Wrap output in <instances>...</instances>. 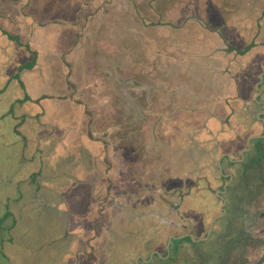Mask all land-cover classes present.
I'll return each mask as SVG.
<instances>
[{
	"label": "crops",
	"instance_id": "crops-1",
	"mask_svg": "<svg viewBox=\"0 0 264 264\" xmlns=\"http://www.w3.org/2000/svg\"><path fill=\"white\" fill-rule=\"evenodd\" d=\"M167 1L173 6L169 14L177 13V0ZM194 1L200 10L204 9L203 5L212 1L214 3L210 4L215 12L216 7H221V4L226 7L225 18L216 19L218 23L224 22L214 31L217 34L212 36V45L206 51H201L198 47V51L194 53L189 43L196 32L193 25L186 23L180 30L185 43L174 46L173 51L166 49L164 62H168L169 69L164 68L163 73H168L169 76L151 78L152 83L157 81L159 87L153 86L148 90L145 104L142 96L136 92L129 95L123 85L127 86L128 81L133 83L135 79V90H138L148 84L149 73L146 68L154 70L161 66H155L152 61L150 66L137 61L135 77L130 76L134 72L127 70V76L122 75L124 83H121L119 91L110 95L106 93V96L111 97V103L108 102L105 109L107 118L115 119L109 124L108 139L91 137V121L86 115L91 113H86L89 111L85 106L76 102L77 93L64 92L68 89L65 88L68 86L67 80L47 78L40 80L38 85L37 75L30 76L31 73L36 74L34 71L24 72L29 96L41 101L36 104L38 108L36 107L37 112L33 115L34 119H30L31 126H18L17 130L22 135L19 142L28 140L29 136L34 141V145L30 143L32 154H35L34 150L39 152L43 164L47 165L45 171L41 169L36 174L38 179L41 181L45 175V189L62 197L63 201L56 208L68 221L70 233L82 234L79 238L82 241L81 249L77 255L67 254L63 259L64 264L68 260L71 264H141V261L152 264L156 256L168 254V258L176 262L174 264H194L190 262L192 248L191 241L187 239L193 238L195 243L204 242L199 235L205 231L208 221L210 226L207 236L210 235L216 242H221L223 238L227 240L222 241L227 244L222 261L235 260L230 250L236 260L245 257L247 264L254 260L251 259L253 249H245L247 243L244 236L245 232L256 229L257 226L253 223L256 222L257 214L264 213V121L258 120L259 117L264 119V113L257 105H249L247 111L250 110L252 118L248 117L249 125L246 124L240 134H244L245 139H241L239 134L237 138L232 129L219 139L218 136L223 133L221 131L227 123L226 118H232L230 122L233 123L234 117L241 115L244 97L239 94L240 88L234 87L232 75L242 64L248 63L249 55L252 58L259 53L261 69L264 67V0ZM15 4L16 0H0V44L4 42L2 31L12 33V30L14 32L22 25L31 38L34 36L32 44L39 42L35 48L39 54L35 71L46 66L49 71H45V74H54L50 67L55 66L50 62V66L43 63L40 46L48 44L51 26L57 35L56 43L65 45L70 38L68 31L73 30L67 26H75V32L78 26L84 27L82 8L68 13L70 6H75L74 0H21V7L13 8ZM187 7L188 5L184 7V11ZM179 10L180 14H185L182 8ZM233 16L237 21L235 36L230 31L231 24L235 23ZM188 17L186 15V21ZM10 18L12 23L6 25L4 19ZM139 19L143 20L144 16L140 15ZM20 29L16 34L25 39L26 36ZM206 31L213 33V30ZM243 36L245 39L251 38L252 45H244ZM26 38L25 40H29ZM235 41L243 44L242 47H238ZM249 46L250 50L242 54ZM178 48L184 50H180L183 58L179 59L182 63H174L170 58ZM206 52L216 54L212 63L210 60L207 62V68L201 57ZM235 52L244 57L240 63L233 62ZM229 55L230 70L226 72L223 65L219 67L217 62L222 56L228 60ZM196 61H199L198 64ZM254 62L253 59L249 61L250 67ZM177 65L185 71L182 79L184 83H179L176 76H172L171 68L175 69L172 66ZM140 69H146L147 76H144V71L139 72ZM232 70L234 72L231 73ZM250 71L249 76L255 82L258 70ZM50 80L53 88L47 90L42 83ZM59 81H62V87L57 90L54 87ZM209 84L212 86L210 90L207 88ZM161 85H164L163 89ZM181 85L188 87L181 88ZM199 85H206V89L203 91V87ZM260 87L261 98H264V78ZM47 101L55 103L56 111L54 107H49ZM260 101L264 110V99ZM39 106L43 109L40 110ZM60 109L61 115L58 116ZM39 112L40 115L35 116ZM129 116L132 119L126 125L124 118ZM190 117L198 118V129L190 124ZM233 126H237L236 123ZM203 130L205 131L202 132ZM195 134H199V138ZM201 135L211 137V144L216 142L225 148L221 156L211 162L219 168L215 175L207 159L209 149L202 144ZM237 139L240 140L238 143ZM258 144V148H262L259 154L255 151ZM228 145L230 146L226 151ZM53 158L56 159L53 161ZM31 172L34 174L38 170L31 169ZM17 175L20 174L16 173ZM16 181L24 180L19 177ZM209 181L214 182L216 188L212 193L207 190ZM32 191L24 193L26 198H20L18 208L22 207L25 199L33 197ZM216 194L223 198L220 199L225 201L224 205L214 204H218L214 197ZM211 198L214 199L210 202ZM45 204L49 206L47 201ZM224 206L226 211L222 213ZM261 230L264 232V229ZM221 233H225V237L221 238ZM173 241L179 243L175 245ZM76 247L74 245L73 249ZM209 247L211 246L207 245ZM116 251H121L122 257L120 255L116 259V254H120ZM205 259L208 261L209 257Z\"/></svg>",
	"mask_w": 264,
	"mask_h": 264
},
{
	"label": "rangeland",
	"instance_id": "rangeland-1",
	"mask_svg": "<svg viewBox=\"0 0 264 264\" xmlns=\"http://www.w3.org/2000/svg\"><path fill=\"white\" fill-rule=\"evenodd\" d=\"M74 1L75 6H70V11L68 13H72L76 8H82V16L85 18L84 27L81 28L78 26L77 32H75V26H67V28H73V30H70L71 33L68 31L70 38L66 40L65 45H61L56 43L57 35L56 32L51 29L53 28V26H51L49 28V42L46 46H40V49L43 63H46L48 66L51 64L55 66V68H52V66L50 67L54 70V74H45V71H49V68L43 66L42 69L40 68L34 71L36 74L31 73L32 75L30 76L33 77L37 75L38 85L40 84V80H45L47 78H62V80H67L68 86L66 85L65 88L68 87V89L64 92L77 93L76 102L85 106L86 110L89 111L86 113H91L86 114L89 117V121L92 123L89 125V132L91 134L93 133L91 137L96 136L99 139L109 138V124L115 121V119L111 120V118H107L105 109L111 97L106 95L119 91V88L122 86L121 83H124L122 75L124 76L127 70H130V73L134 72L135 74L131 73L130 76L134 75L135 77L137 74V61L147 63L146 66H150L151 61L155 66H161L160 69L155 68L154 70L146 68L149 74L146 69H140L139 72L144 71L146 73L144 76H147V74L149 76L146 86L135 90V79L133 83L128 81L129 84H127V86L123 85V88L129 91V95L135 94L136 92L142 96L141 99L144 100L143 104L147 103L146 96L149 93L148 90H151L153 86H156V88L159 87L156 84L157 81L152 83L154 76L157 78H164L166 75L169 76L168 73H163L164 68H166V70L169 69L168 62H164V56L167 54L166 49L173 51L174 46L185 43L183 35H180L183 34L180 30L186 23L193 25L192 27L196 32L195 35H192L193 38L190 39L189 43L192 45L194 53H196L198 47H200L201 51H206L210 44L212 45V36L213 34H217L214 31L224 22L223 20V22L218 23L217 20L224 19L226 16V7L222 6V4L221 7H216V12L214 11L210 4L214 3V1L203 5L204 9L200 10L199 5L195 3L194 0H177V7L179 9L182 8L184 11V7L186 5H188V7L187 10L185 9L184 11L185 14H180V10L178 9L177 13L173 15L169 14L173 6H170L167 0ZM20 2L21 0H16V4L13 8H15V6L16 8H20ZM140 15L144 16L143 20L139 19ZM186 15L189 16V22L185 19ZM235 16H233L235 23H232L230 26V31L234 33V36L237 32V21L234 19ZM71 19H73V17H71ZM70 25L73 24L71 23ZM255 25H257V23ZM18 29L23 30V26L20 25ZM18 29L14 32H18ZM201 29L205 31L202 32ZM206 30H213V33H208ZM23 35L29 38V40H25L27 39L26 37L25 39L21 37L23 42H29L31 48L36 51L35 48L38 47L39 42L36 41L38 44H32L31 40L34 36L31 38L30 33L26 30H23ZM245 38L246 37L243 36V39ZM235 42L238 44V47H242L243 44H239L238 41ZM251 42H253L251 38H248L245 39L243 43L244 45L245 43L252 45ZM2 46H4L3 43L0 44V47ZM180 50L182 51L183 49L178 48L175 53L169 54L174 63H182L181 59H179L183 58ZM9 55H12V53H8V56ZM215 55V53L206 52L201 56L203 63L206 64V68L209 64L207 62L210 60L212 63L215 59ZM234 56H236L233 60L234 63H240L243 60L241 58H244L238 55V52H235L233 54V57ZM251 56L252 55L248 56V63L242 64L241 68L232 75L234 87H236V89L240 88L239 94L244 97L242 102L239 100L244 106L241 107V115L235 116L233 123L230 122L232 118H226L227 123L222 127L221 132L223 133L218 136V139L223 136L224 133L230 132L231 129L234 135H237V138L239 137L244 126L249 121L248 117L252 118V114L249 113L250 110L247 111L249 105H257L259 110L264 113L260 101L264 99L263 97L261 98L262 88L260 87L262 79L264 78V67L261 69L262 65L259 53L255 54L252 58ZM261 56L263 55L261 54ZM230 57L229 55L227 60V58L222 56V58L219 59L221 62H217L219 67L223 65L222 67L226 72L230 70L228 67V63L231 62H229ZM177 58L178 60H176ZM23 59L25 60V58ZM252 59L255 61L253 63L255 66L252 64L250 67L249 61H252ZM198 62L199 61H196L197 64ZM178 66L179 65H177V67L172 66L175 68H171L172 76L175 75L179 83H184L182 79H184L185 71ZM140 67L143 68V65H140ZM250 70H258L255 82L253 81V77L250 78L249 76L251 74ZM232 72L234 71L232 70L231 73ZM61 82L62 81H59L54 88L57 90L61 89ZM185 82L188 81L185 80ZM42 84L47 90L53 88L52 80ZM177 86L179 88L178 82ZM199 86L203 87V91L206 89V85ZM163 87L164 85H161L162 89ZM182 87L187 88L188 86L181 85V88ZM211 87V84L207 86L209 90ZM194 90H196L195 87ZM58 93L62 94L60 91H58ZM73 98L75 99V97ZM2 102L7 106H2ZM47 102L50 104L49 107H54V111H56L55 103L53 101ZM10 105L11 99L8 97L7 93L6 96L0 99V111H10ZM20 107L21 106H19V108ZM44 107L47 109L46 105ZM6 108L7 110H5ZM13 109H16L15 105H13ZM57 115H61V109L58 111ZM131 119V116L124 118V124H130L129 122H131ZM10 120L11 118L8 119V121ZM188 120L191 125L198 129V118L194 119L190 117ZM258 120L259 122L264 121L262 117H259ZM126 121L127 123H125ZM235 123L237 126H233ZM248 125L249 124H247V126ZM8 132L9 135L12 136L9 138L10 142L8 144L5 143L3 137L0 138V180L2 181L0 182L8 185L6 190H0V264H64L63 259L67 254L72 253L77 255L78 250L81 249L82 241L80 242L79 238L82 237V234L79 233L75 235L70 233L68 221L64 214L58 212L56 208L63 201L62 197L54 191L45 189L44 183L47 177L44 174V178L41 181L38 179V175L36 174L40 173L41 169L45 171L47 165L43 164L44 162L40 154H38L39 152L37 153L36 150H34L33 152L35 154H32L31 144L34 145V141L30 136H26L28 140L19 142V138L22 139L21 134L16 135L14 130ZM243 135L244 134L240 135L241 139H245ZM237 140L236 143L240 141L239 139ZM62 146L64 148V144ZM229 146L230 145L227 146L226 151L229 149ZM258 147L259 144L257 145V148ZM257 151H260L259 148ZM55 159L56 158H53V161ZM226 159L228 160V158ZM35 168L38 172L32 174L31 169ZM11 173H15L16 178L19 179V177H21L24 181L18 182L16 179L13 180L11 178ZM16 173L20 175L16 176ZM10 181H12V184H9ZM27 191L30 193L32 191L33 197L31 199H25L22 207L18 208V201L21 200L20 198H22V196L26 198L24 193ZM216 198L218 200L220 199L218 194H216ZM45 201L49 203V206L45 204ZM258 208H260V206ZM260 214L261 213L257 214L260 220L258 221V229H264V220H262L264 219V213H262L261 219ZM261 234L264 235L262 230ZM209 237L210 235H208V238ZM187 240L191 241L190 248H192V255L195 258L194 264H219V262L220 264H240L231 250L230 254L235 260H227L226 262L217 260L219 254L223 257L225 256V246L227 245L225 243L227 241L225 238L222 239V241L224 240L225 242H216L215 239H212L213 241L210 245L212 248H207L206 245L202 247L203 245L195 243L193 238ZM173 243L176 245L178 242L173 241ZM74 245L77 246L75 248L77 249L76 251L73 249ZM258 248H261V251L251 250V259H254L252 260L253 262L251 261V264H256L258 260H261V256L264 257V244L261 247L258 246L257 249ZM116 253H120L119 255L116 254V259H118L120 255V257H122L121 251H116ZM227 254H229V251ZM173 255L172 253V256ZM168 257L169 254L167 256H156L152 264L176 263ZM206 257H209V262L205 259ZM68 262L69 260L67 262L65 261V264ZM259 262V264H261L262 260ZM141 264L147 263L141 261Z\"/></svg>",
	"mask_w": 264,
	"mask_h": 264
},
{
	"label": "trees",
	"instance_id": "trees-1",
	"mask_svg": "<svg viewBox=\"0 0 264 264\" xmlns=\"http://www.w3.org/2000/svg\"><path fill=\"white\" fill-rule=\"evenodd\" d=\"M4 20L7 25L8 23L10 24L12 18ZM2 33L4 34V42L1 43H3L4 46L0 47V99L6 96V94L8 93V97L11 99V110L9 109L10 111L8 112L0 111V138L3 137L5 139V143L8 144L10 142L9 138L12 137L9 135L8 131L14 130L15 134L18 135L20 134V131L17 130L19 125L26 124L30 127V119H34L33 115L37 112L36 107L38 108V106H36V104L38 105L39 101H41V99L34 100L31 96H29V93L26 90L27 88L25 87L24 80V72L35 71L39 54L34 51V49L31 48L29 44L23 42V39L20 37V35L16 34L15 32L8 33L7 31H2ZM249 50L250 47L247 48V50L242 51L241 53L246 54V52H248ZM8 53H12V55L8 56ZM23 58H25V60L27 59V61L25 62ZM5 103L2 102V106H7ZM13 105L16 106V109H13ZM19 106L21 107L19 108ZM39 109L42 110L43 108L40 107ZM5 110H7V108ZM38 115H40V112L35 116ZM9 118H11L10 121H8ZM193 118L197 119L196 117ZM204 131L205 130H203L202 132ZM195 135L199 138V134ZM201 136L202 137L200 138L202 139V144L209 149L207 151V159L211 164L214 159L221 156L222 151L225 148L222 145L219 146L220 144L217 145L215 141V143L211 144V141H213V139L211 140L209 136ZM211 166V171L214 172V175L215 172L218 173L219 168L217 167V165L211 164ZM11 178L13 180L16 179L15 173H11ZM1 182L0 190L4 191L7 189L8 185ZM209 183V189L207 188V190L212 193L216 190V188L214 182L209 181ZM9 184H12V181H10ZM213 199L214 198H211L210 202ZM216 200L218 204L214 203L215 205H219L222 203L220 199L218 200L216 198ZM210 202L208 203L210 204ZM209 226L210 221H208V226L206 227L205 231L199 235V237L204 238L207 236ZM212 239L213 238H211L208 242H201L200 244L203 245L202 247H204L205 245H211L213 241ZM190 262H195V258L192 255V252L190 253ZM71 263L72 262H69V264Z\"/></svg>",
	"mask_w": 264,
	"mask_h": 264
},
{
	"label": "flooded vegetation",
	"instance_id": "flooded-vegetation-1",
	"mask_svg": "<svg viewBox=\"0 0 264 264\" xmlns=\"http://www.w3.org/2000/svg\"><path fill=\"white\" fill-rule=\"evenodd\" d=\"M261 149L262 148H259V150L260 151H257L258 150V148L255 150L256 151V153L257 154H259L260 152H261ZM261 158V157H260ZM262 185H264V182L262 183ZM208 189H209V185H208ZM221 199H223L222 197H220ZM224 203H225V201H222V205H224ZM260 210H262V209H260ZM224 211H226V209H225V206L222 208V213H224ZM255 215V214H254ZM261 216H262V213L260 214V219H261ZM256 217V216H255ZM263 220V219H262ZM257 221H260L259 220V218L257 217L256 218V222H254L253 223V225L254 226H257L256 227V229H254V231L252 230V231H247V232H245V234H246V236H244V240L246 241V245H245V249H249V248H251V249H253V250H260L259 248L257 249V247L259 246V247H261V246H263V244H264V235H262L261 234V228L260 229H258V225H259V223L257 222ZM231 224H233V221L231 222ZM226 228V227H225ZM222 231V230H221ZM263 232V231H262ZM264 233V232H263ZM225 235V233H221V234H219V236L221 237H225L224 236ZM221 237V238H222ZM208 238V236H206V237H204L203 238V240L205 241V240H208L207 239ZM218 246V245H217ZM219 247H220V245H219ZM261 251V250H260ZM260 251H259V253H260ZM217 260L218 261H222L223 260V256L221 255V254H219L218 255V258H217ZM261 260H262V262H264V257H262L261 256ZM260 260V261H261ZM225 261V260H224ZM223 261V262H224ZM246 261H247V259L245 258V257H243L242 259H239L238 260V262L240 263V264H247L246 263ZM219 264H220V262H219ZM225 264V263H224Z\"/></svg>",
	"mask_w": 264,
	"mask_h": 264
}]
</instances>
